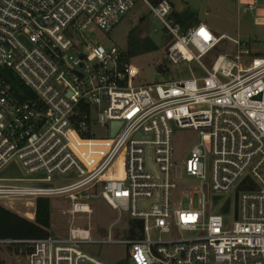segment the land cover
Returning <instances> with one entry per match:
<instances>
[{
    "label": "built area",
    "instance_id": "obj_1",
    "mask_svg": "<svg viewBox=\"0 0 264 264\" xmlns=\"http://www.w3.org/2000/svg\"><path fill=\"white\" fill-rule=\"evenodd\" d=\"M141 1L170 39L165 61L194 62L202 77L134 85L138 70L91 29L109 33L135 0H0V205L34 220L36 200L57 197L71 217L64 237L0 239V247L29 246L27 264H111L84 250L88 243L125 245L115 264H264V57L252 53L251 37L205 23L183 30L169 1ZM236 4L264 14V0ZM224 41L235 52L216 53ZM7 72L34 98L16 94ZM175 128L197 132L183 173L199 187L186 190V209L173 204ZM12 161L20 175L1 174ZM247 178L255 187L238 195L227 224L213 197ZM94 198L139 221L137 236H127L128 222L126 238L109 229L104 241L75 228L73 216L91 214Z\"/></svg>",
    "mask_w": 264,
    "mask_h": 264
},
{
    "label": "rangeland",
    "instance_id": "obj_2",
    "mask_svg": "<svg viewBox=\"0 0 264 264\" xmlns=\"http://www.w3.org/2000/svg\"><path fill=\"white\" fill-rule=\"evenodd\" d=\"M173 3L174 10L180 12L186 8L197 13L198 20L214 29L218 34H225L233 38H252L251 51L254 55L264 57V14H256L253 11L239 7L236 0H167ZM142 21V23H139ZM138 26V36L140 38L149 37L154 41L157 50L131 57V66L138 70V76L134 80V85L152 84L168 80H181L195 77H202L203 73L194 62H183L178 65H170L165 59V49L170 42H165L167 36L164 35L161 25L155 20L141 0H135L133 8L119 21V23L109 32L99 31L92 27V34L103 45H115L120 50H127L128 33L134 26ZM165 39V40H164ZM235 52V46L224 41L220 44L216 53ZM212 53L210 57L216 55ZM166 63V65H165ZM167 71H163V66ZM96 136L103 135L104 128L93 129ZM197 140V132L192 129L175 128L172 134L173 162L175 172L180 175L177 180L178 187L173 193L174 206L189 208V199L185 194L190 187H199V182L183 173L184 163L192 145ZM20 166L12 161L1 174L9 176L20 175ZM255 187L249 178L239 182L234 190L226 195L214 196V205L225 206L227 224H230L237 216V198L241 192L252 190ZM50 200L52 234L57 237H64L68 233V224L71 217L68 203L57 197ZM197 198L192 197V208H195ZM4 207V206H3ZM91 214L77 213L73 216L72 225L79 229H88L93 240L104 241L110 235L113 239L126 238L123 230L127 229L128 216L119 214L112 210L101 198H94L90 202ZM8 209V208H7ZM11 209L16 212H23L24 205L14 203ZM29 212H32L30 209ZM83 249L99 257L105 262L115 264L122 262L127 257V248L122 244L92 243L83 244ZM27 245H4L0 247V264H27Z\"/></svg>",
    "mask_w": 264,
    "mask_h": 264
},
{
    "label": "trees",
    "instance_id": "obj_3",
    "mask_svg": "<svg viewBox=\"0 0 264 264\" xmlns=\"http://www.w3.org/2000/svg\"><path fill=\"white\" fill-rule=\"evenodd\" d=\"M149 1L152 4H156L160 0ZM170 4L172 6L171 18L175 23L180 24L183 30L199 23L196 12L188 8L176 12L173 3L170 2ZM139 23H142V21H139ZM138 26L139 24L134 26L128 33L127 50L125 52L122 51L123 60L127 63L131 57L147 54L158 48V45L149 37L140 38V36H138ZM167 41L169 42V37H166L164 43ZM5 75L16 94L20 92L23 94V97L34 98L30 90L26 89L20 80L12 73L7 72ZM127 222L129 224L127 236L134 238L137 236L134 229L135 225H140V222L133 220H128ZM51 232V210L50 200L48 198H38L36 200L35 216L32 221L0 205V239H10L13 241L40 239L53 235ZM16 244L18 243L12 245ZM29 251L30 247L27 253Z\"/></svg>",
    "mask_w": 264,
    "mask_h": 264
},
{
    "label": "water",
    "instance_id": "obj_4",
    "mask_svg": "<svg viewBox=\"0 0 264 264\" xmlns=\"http://www.w3.org/2000/svg\"><path fill=\"white\" fill-rule=\"evenodd\" d=\"M111 125H112L111 136H112L114 134V132L117 130V128L120 126V123L114 122Z\"/></svg>",
    "mask_w": 264,
    "mask_h": 264
},
{
    "label": "crops",
    "instance_id": "obj_5",
    "mask_svg": "<svg viewBox=\"0 0 264 264\" xmlns=\"http://www.w3.org/2000/svg\"><path fill=\"white\" fill-rule=\"evenodd\" d=\"M199 23H203V22H200L199 21ZM208 26V25H207ZM213 32H215V33H217L214 29H212L210 26H208ZM218 34V33H217ZM29 220V219H28ZM32 221V220H31ZM51 231L53 232V230H52V222H51ZM53 235H55V234H53Z\"/></svg>",
    "mask_w": 264,
    "mask_h": 264
},
{
    "label": "snow or ice",
    "instance_id": "obj_6",
    "mask_svg": "<svg viewBox=\"0 0 264 264\" xmlns=\"http://www.w3.org/2000/svg\"><path fill=\"white\" fill-rule=\"evenodd\" d=\"M202 34H203V30H202Z\"/></svg>",
    "mask_w": 264,
    "mask_h": 264
}]
</instances>
